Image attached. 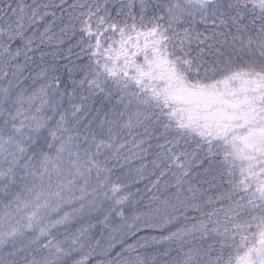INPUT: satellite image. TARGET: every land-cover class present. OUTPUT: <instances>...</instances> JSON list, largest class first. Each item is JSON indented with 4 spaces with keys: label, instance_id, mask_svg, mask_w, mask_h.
<instances>
[{
    "label": "snow or ice",
    "instance_id": "6c2138e0",
    "mask_svg": "<svg viewBox=\"0 0 264 264\" xmlns=\"http://www.w3.org/2000/svg\"><path fill=\"white\" fill-rule=\"evenodd\" d=\"M0 264H264V0H0Z\"/></svg>",
    "mask_w": 264,
    "mask_h": 264
}]
</instances>
